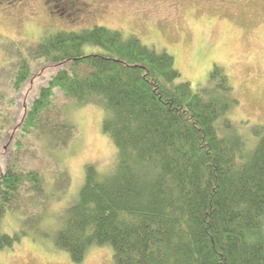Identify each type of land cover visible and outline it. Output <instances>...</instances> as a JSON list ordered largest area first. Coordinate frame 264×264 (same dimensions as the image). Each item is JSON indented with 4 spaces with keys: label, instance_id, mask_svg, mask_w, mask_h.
Segmentation results:
<instances>
[{
    "label": "trees",
    "instance_id": "16d2710c",
    "mask_svg": "<svg viewBox=\"0 0 264 264\" xmlns=\"http://www.w3.org/2000/svg\"><path fill=\"white\" fill-rule=\"evenodd\" d=\"M135 35L99 25L47 28L33 44L3 46L14 92L32 76L30 63L56 69L23 107L17 151L26 139L41 142V150L74 140L76 127L68 108L55 104L56 92L78 109H99L101 133L115 150L109 168L85 167L55 247L72 264L92 247H109L113 264H264V125L250 145L226 136V117L239 103L223 69L213 67L214 91L205 96L180 82L170 54ZM59 180L66 188L67 178ZM50 191L38 171L6 166L0 222L45 202ZM19 240L0 229V253Z\"/></svg>",
    "mask_w": 264,
    "mask_h": 264
},
{
    "label": "rangeland",
    "instance_id": "374dc122",
    "mask_svg": "<svg viewBox=\"0 0 264 264\" xmlns=\"http://www.w3.org/2000/svg\"><path fill=\"white\" fill-rule=\"evenodd\" d=\"M41 1L30 0L27 7L0 13V171L8 165L24 172L38 171L46 190L51 191L45 202L21 206L3 216L2 233L20 235V240L11 250L0 253V264H72L68 255L55 247V235L65 223V211L78 199L85 167L105 170L115 154L101 133L102 112L95 107L71 106L58 92L55 104L68 108L76 127L74 140L62 150L46 145L41 150V142L31 138L23 141L20 151L15 149L24 105L47 86L56 69L43 62L30 63L32 76L14 92L11 81L15 70L9 71L3 63L8 43L33 44L47 28L99 25L133 33L144 45L170 54L180 82L189 83L205 96L214 91L209 79L213 67L223 69L239 103L226 117L232 126L226 136H242L250 145L253 130L264 125V0H83L95 15L68 19L50 18ZM101 7L105 9L98 15ZM97 50L85 48L86 53ZM61 175L67 178L66 188V182L59 180ZM61 186L63 189L56 192ZM262 230L264 235V218ZM80 264H113L112 252L109 247H92Z\"/></svg>",
    "mask_w": 264,
    "mask_h": 264
},
{
    "label": "flooded vegetation",
    "instance_id": "af4514ba",
    "mask_svg": "<svg viewBox=\"0 0 264 264\" xmlns=\"http://www.w3.org/2000/svg\"><path fill=\"white\" fill-rule=\"evenodd\" d=\"M82 1L83 0H42L41 2L44 13L50 18L68 19L76 18L79 14L93 15V11H89L88 5H85ZM29 2L30 0H0V13L7 12V10L14 11L19 8L27 7ZM62 6H65V8H61ZM104 9V7L98 9L97 14L100 15ZM30 12L33 14L31 8Z\"/></svg>",
    "mask_w": 264,
    "mask_h": 264
}]
</instances>
